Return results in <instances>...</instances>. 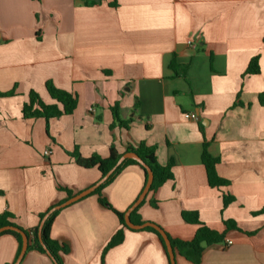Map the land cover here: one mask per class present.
<instances>
[{
    "label": "crops",
    "instance_id": "0c3cea01",
    "mask_svg": "<svg viewBox=\"0 0 264 264\" xmlns=\"http://www.w3.org/2000/svg\"><path fill=\"white\" fill-rule=\"evenodd\" d=\"M112 2L0 0V93L14 91L0 98V215L35 228L40 214L101 179L70 154L106 158L111 147L122 154L145 143L160 165L172 164L173 177L147 193L141 220L191 241L198 226L181 213L195 212L224 235L196 264H264V213L255 215L264 209V0ZM256 56L260 73L245 76ZM47 82L74 94L76 109L48 122L25 120L30 92L53 103ZM116 103L128 128H111ZM205 144L225 187L208 186ZM142 186L143 172L131 165L101 196L125 212ZM227 194L234 201L224 208ZM56 212L50 237L66 249L63 264H169L158 237L141 230L123 229L122 242L104 254L121 225L97 195ZM17 247L13 236H0V264H13ZM20 264L53 262L29 251ZM175 264L195 263L176 255Z\"/></svg>",
    "mask_w": 264,
    "mask_h": 264
},
{
    "label": "trees",
    "instance_id": "16d2710c",
    "mask_svg": "<svg viewBox=\"0 0 264 264\" xmlns=\"http://www.w3.org/2000/svg\"><path fill=\"white\" fill-rule=\"evenodd\" d=\"M38 1V0H34ZM112 6H116V0H113ZM264 43V39H263ZM171 68L176 71L177 67L175 66L174 62L171 63ZM260 73L259 68V58L258 56L253 57L246 68L245 76L246 75H258ZM47 93L52 100V104L45 105L41 102L39 96L35 92H30L28 94V102L23 104L22 107V116L25 120H37V119H43L46 122L57 119L62 116H68L71 115L77 106V98L74 94L57 89L51 82H47L46 85ZM14 95V91L8 92V93H0V98H8L12 97ZM259 103L260 105L264 106V94L259 95ZM111 112L113 115V125L111 128H113L115 125H119L120 127L128 128V125L130 121L124 122L119 118V111H118V104L116 103L112 108ZM132 152L135 153L142 163L150 170L152 173L153 179L152 183L150 185L149 191L154 192L157 189H159L161 186H163L166 182L170 181L172 179V172L171 167L172 164L169 163L166 166H162L158 163L156 158V149L155 147L147 146L145 143H140L136 147H128L124 153ZM124 153H118L114 147L110 148L109 155L106 158H101L99 156L93 155L89 158H82L77 151L70 154V156L74 159L75 163L84 169H91L96 168L101 178L108 173V171L116 164L118 159L124 154ZM202 165L205 168L206 177H207V183L210 188H221L225 187L229 184L228 181L221 179L217 173H216V166L218 164V159L213 158L209 155L207 151V145L205 144L203 146V152L201 156ZM137 166L141 169L143 172V186L141 189L140 194L144 190L148 175L143 165L139 164L138 162L134 160H126L124 161L119 167L116 168V170L112 173V175L106 180L104 184L99 186L95 191L91 193V195H97L98 196V203L109 210H111L115 216L117 217L119 224L121 225V229L117 231V233L111 238L109 243L107 244L104 254L111 248L115 247L116 245L120 244L123 240V229H128L124 225V215L125 213L134 205V203L127 209L125 212H119L114 210L111 205L101 196V191L109 185L119 173L123 169H125L127 166ZM68 197L72 196L71 192H66ZM139 194V196H140ZM138 196V197H139ZM223 207H227L230 205L234 198L230 195H223ZM143 204L141 202L131 213H130V221L134 225H142L144 222L139 217L138 210L140 206ZM48 212V211H47ZM43 213L39 215V224L32 229H23L19 226H17L13 220L14 217L8 213L5 212L2 215H0V228L4 226H11L19 229L21 232H23L28 241L27 251H36L40 254L47 255L53 262V264H63L61 256L66 253V249L64 246L60 245L56 241H54L50 237V229L51 225L53 223V220L58 212L53 213L43 224L40 236H39V226L41 223V220L47 213ZM264 209H262L260 212L256 213L263 214ZM182 220L191 225H197L198 229L191 241H182L178 239H173L167 235V238L170 241L171 248L173 250L174 258L176 255H179L183 258H185L188 261H191L193 263H198L199 259L201 257V254L205 250V248L221 244L224 239L223 234H219L213 230H210L206 226H204L200 221L198 214L195 212H182L181 213ZM225 226L227 229L232 228V224L225 222ZM159 227V226H158ZM129 230V229H128ZM132 231V230H131ZM141 231H146L154 234L158 237L163 250L165 252V255L167 257V260L169 262L168 254L166 252V247L163 243V240L161 239L160 235L152 228H145ZM2 235H11L15 238L17 242V253L15 259H17L21 247H22V239L21 236L18 233L12 232V231H6L0 234ZM170 264V262H169Z\"/></svg>",
    "mask_w": 264,
    "mask_h": 264
},
{
    "label": "water",
    "instance_id": "95a60500",
    "mask_svg": "<svg viewBox=\"0 0 264 264\" xmlns=\"http://www.w3.org/2000/svg\"><path fill=\"white\" fill-rule=\"evenodd\" d=\"M126 160H134L136 162H138L139 164L143 165L147 175H148V179H147V183L146 186L144 188V190L142 191V193L140 194V196L138 197L137 201L134 203V205L125 213L124 215V225L131 230H143L145 228H152L154 229L161 237V239L163 240V243L166 247V252L168 254V258H169V262L170 264H175V258H174V254H173V250L171 248L170 245V241L167 238V235L165 234V232L158 227L155 224L152 223H144L142 225H134L133 223H131L130 221V213L145 199L150 185L152 183V173L150 172V170L142 163V161L140 160V158L132 152H128V153H124L116 162V164L108 171V173L106 175H104L94 186H92L91 188L67 199L65 202L54 206L53 208H51L43 217V219L41 220L40 226H39V236H40V231L41 228L43 226V224L45 223V221L56 211H59L60 209L71 205L72 203L77 202L78 200H80L81 198L89 195L90 193H92L93 191H95L99 186H101L102 184H104L106 182V180L112 175V173L116 170L117 167H119L124 161ZM6 231H12L15 233H18L21 236L22 239V247H21V251L17 257V259L15 260V262L13 264H20V262L22 261L23 257L25 256V253L27 251V246H28V241H27V237L26 235L21 232L19 229L15 228V227H11V226H4L0 228V234H2L3 232ZM48 255V253H47ZM49 256V255H48Z\"/></svg>",
    "mask_w": 264,
    "mask_h": 264
},
{
    "label": "built area",
    "instance_id": "2783aa9c",
    "mask_svg": "<svg viewBox=\"0 0 264 264\" xmlns=\"http://www.w3.org/2000/svg\"><path fill=\"white\" fill-rule=\"evenodd\" d=\"M189 43H191V42H189ZM184 117L186 118V119H194L195 118V115L194 114H186V115H184ZM50 154V152L49 151H45L44 152V155L45 156H48ZM232 244V242H230V241H226V245H231Z\"/></svg>",
    "mask_w": 264,
    "mask_h": 264
}]
</instances>
